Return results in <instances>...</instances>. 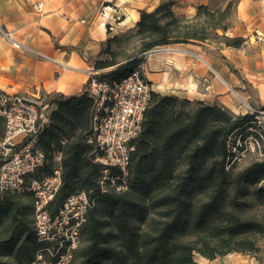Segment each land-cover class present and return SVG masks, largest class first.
Segmentation results:
<instances>
[{
	"label": "trees",
	"instance_id": "1",
	"mask_svg": "<svg viewBox=\"0 0 264 264\" xmlns=\"http://www.w3.org/2000/svg\"><path fill=\"white\" fill-rule=\"evenodd\" d=\"M237 0H211L191 16L176 15L173 2L141 10L130 30L108 37L91 65L119 80L142 63L134 56L176 43L218 42L239 49L246 39L227 37ZM224 3L223 8L216 4ZM221 32V34L218 33ZM110 33L109 31H107ZM132 45L116 59L111 50ZM105 56V58H102ZM52 107L37 145L45 163L32 178L50 174L61 155V185L48 205L53 214L65 198L85 191L93 201L80 228L75 264H197L231 253L255 255L264 243V158L226 169L228 136L248 122L218 104L151 92L141 131L132 141L127 189L102 192L100 166L88 142L93 99L46 95ZM3 130L0 118V134ZM27 193L0 192V264H28L39 247Z\"/></svg>",
	"mask_w": 264,
	"mask_h": 264
},
{
	"label": "crops",
	"instance_id": "2",
	"mask_svg": "<svg viewBox=\"0 0 264 264\" xmlns=\"http://www.w3.org/2000/svg\"><path fill=\"white\" fill-rule=\"evenodd\" d=\"M167 0H0V26L18 42L51 58L16 50L0 35V91L9 95L65 96L86 89V70L110 36L134 27L141 10ZM176 15L191 16L211 0H170ZM43 3L42 13L33 5ZM227 37L246 39L234 49L218 42L176 43L142 58L140 69L152 91L207 104L232 113L243 104H264V0H237ZM113 24V32L106 31ZM259 255L231 253L197 264H264ZM263 251V252H262ZM263 253V254H262Z\"/></svg>",
	"mask_w": 264,
	"mask_h": 264
},
{
	"label": "built area",
	"instance_id": "3",
	"mask_svg": "<svg viewBox=\"0 0 264 264\" xmlns=\"http://www.w3.org/2000/svg\"><path fill=\"white\" fill-rule=\"evenodd\" d=\"M33 7L42 13V2ZM113 30L111 23L106 25V31ZM0 35L16 50L53 61L15 40L13 34L1 26ZM155 49L147 50L139 57H148ZM102 71L93 66L86 70V91L93 99L88 142L94 145V162L100 166L98 183L101 191L120 193L127 189L131 143L141 131L152 87L140 68L131 70L119 80L101 77ZM51 109L46 95H9L0 91L3 126L0 192L27 193L32 197V228L39 247L28 264H70L80 245V228L93 205L87 192L76 191L65 198L55 213H49L48 205L61 185L60 153L54 155L49 175L39 179L31 177L46 160L37 145V136L47 126ZM241 114L249 115L250 120L227 138L226 169L248 156L264 158V104L261 107L243 104Z\"/></svg>",
	"mask_w": 264,
	"mask_h": 264
},
{
	"label": "rangeland",
	"instance_id": "4",
	"mask_svg": "<svg viewBox=\"0 0 264 264\" xmlns=\"http://www.w3.org/2000/svg\"><path fill=\"white\" fill-rule=\"evenodd\" d=\"M224 1H228V0H224ZM225 4L224 3H220V4H216V7L217 8H223V6H224ZM234 13H235V11H234ZM233 13V15L230 17V19H229V25H230V27L233 25V21H234V14ZM113 25V24H112ZM113 27H114V25H113ZM228 31V30H227ZM226 31V32H227ZM218 33L219 34H221V32L220 31H218ZM111 50H113V52H117L118 53V55H117V57H116V59H121L122 57H123V55L124 54H130L131 52H132V45H127V46H125V48H116L115 46H112L111 47ZM143 53V52H142ZM142 53H139V54H137L136 56H134L133 58H132V60H134V59H137V58H141V57H139L140 56V54H142ZM102 58H105V56H102ZM142 59V58H141ZM135 68H140V66H137V67H135ZM134 68V69H135ZM109 69H105V70H103L102 71V73H105V72H107ZM250 106H252V105H250ZM262 106V105H261ZM261 106H253V107H261ZM241 112H243V111H241ZM241 112H239V113H234L235 115H238V116H243L242 114H241ZM244 115H246V116H249V115H247V114H244ZM250 120V116H249V118H248V121ZM253 160H256V157H254V156H248L244 161H242V162H240V163H238L237 165H235L236 167H238V168H242V167H244V166H246L249 162H251V161H253ZM264 243H261V246L263 245ZM261 250H263V249H261ZM263 252V251H262ZM263 254V253H262ZM35 255V251H34V253H33V256ZM256 255H259V252L256 254ZM33 256H32V258H33ZM251 256H253V255H251ZM31 258V259H32ZM30 259V260H31ZM194 259H195V261H197V262H199L200 261V256H198L197 254L194 256ZM70 264H75L74 263V261H71L70 262Z\"/></svg>",
	"mask_w": 264,
	"mask_h": 264
}]
</instances>
